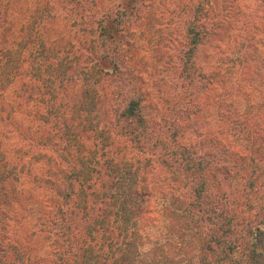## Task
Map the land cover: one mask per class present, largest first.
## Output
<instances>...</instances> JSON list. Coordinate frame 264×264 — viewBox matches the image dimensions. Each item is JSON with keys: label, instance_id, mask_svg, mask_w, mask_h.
Wrapping results in <instances>:
<instances>
[{"label": "trees", "instance_id": "obj_1", "mask_svg": "<svg viewBox=\"0 0 264 264\" xmlns=\"http://www.w3.org/2000/svg\"><path fill=\"white\" fill-rule=\"evenodd\" d=\"M68 1L76 9L82 2ZM258 1L263 6L264 0ZM181 4L183 15L176 17L177 28L183 22L177 34V71L169 83L168 103L151 115L138 69L122 45L127 30L140 19L144 0H120L116 11L87 13L83 18L84 75L92 81L78 105L69 109L66 96H58L59 85L69 81L67 72L73 79L78 66L52 60L49 47L39 49L40 59L30 58L34 49H20V41L34 40L40 22L30 15L21 28L17 0H0V141L10 150L0 152V264H138L144 253L133 222L149 207L155 179L176 184L189 214H184L187 223L196 220L202 228L207 226L200 246L206 263L264 264V216L260 219L262 211L255 201L260 166L254 145L252 166L241 178L244 187L235 203L218 178L217 170L226 175L229 171L216 169L201 148L181 142L183 125L198 112L197 98L214 86L203 57L223 27L230 25L235 0ZM187 14L190 19H183ZM209 18H214L210 24ZM245 42L258 51L256 39ZM25 56L26 61L21 60ZM238 58L243 62L245 56ZM244 68L239 67V84ZM248 71L259 83L258 65ZM227 121L238 148L244 140L242 125ZM25 147L29 149L23 158L14 153ZM36 151L44 156L37 158ZM34 168L53 190H62L57 200L45 196L49 206L39 212V231L33 233L50 241L48 259L30 253L29 242L21 241L10 226L16 190L22 187L21 197L27 193ZM174 193L177 196L178 191ZM243 219L248 228L235 232ZM247 256L249 263L244 261Z\"/></svg>", "mask_w": 264, "mask_h": 264}, {"label": "rangeland", "instance_id": "obj_2", "mask_svg": "<svg viewBox=\"0 0 264 264\" xmlns=\"http://www.w3.org/2000/svg\"><path fill=\"white\" fill-rule=\"evenodd\" d=\"M182 1L187 3L188 0H144L138 23L127 30L128 37L122 43L128 50L127 56L132 66L138 69L137 75L147 95V111L151 115L155 114V109L168 103L167 92L171 90L169 83L177 71L176 55L180 45L177 34L178 31L181 33L183 22L177 28L176 17L177 14L183 15ZM119 2L120 0H82L80 7L76 9L68 0H17L22 17L19 22L21 28V21L29 22L30 15L40 22L36 38L28 40L22 37L20 49L32 47L35 52L30 58L40 59L39 49L49 47L52 60L78 66L74 78L70 80L72 74L67 72L65 80L69 81L59 85L58 96H66L64 103L68 109L78 105L85 89L90 85L88 80L92 81V78L84 75L87 73L84 70L87 56L83 42L86 25L82 20L87 13L99 16L104 12L116 11ZM262 5L258 0H235L236 11L231 16L232 21L228 22L230 25L223 27L213 45L206 49V57H203V61L208 63L207 73L214 86L197 98L198 112L183 125L184 137L181 141L182 144L201 148L216 163V169L229 171L226 175L217 170L218 178L225 185L228 195L233 193L235 203V196L244 187L241 178L252 166L250 157L254 145L255 160L260 166L257 179L259 193L255 199L259 211H262L260 219L264 216V4ZM190 17L187 14L183 19ZM213 20L214 18H209V24ZM46 25H49L47 30L44 29ZM45 35L47 41L44 39ZM248 38L257 40V52L245 42ZM127 42L130 43L129 46H126ZM242 55L245 56L243 62L238 60ZM26 57L21 60L26 61ZM254 64L259 67V83L253 82V73L248 71ZM242 65L245 66V76L239 84V67ZM238 85L241 88L237 91ZM64 108L61 106L60 110L63 111ZM227 118L238 120L242 125L244 140L242 146L238 144V148L230 134L231 126ZM96 125L98 124L94 123ZM28 149L25 147L14 153L23 158ZM5 151L10 150L0 141V152ZM11 155L13 156V152ZM35 156L41 158L44 155L36 151ZM237 159L241 162L237 163ZM31 173V183L25 188L27 193L24 192L21 197L22 187L16 190L15 201L9 210V217H12L10 226L15 229L12 233H17L21 241L26 239L29 242V247L33 248L30 253L35 257L48 259L47 255L52 252L50 241L44 234L37 237L33 233L39 231V212L49 206L45 203V196L57 200L62 190L60 187L59 190H53V186L45 182L46 177L38 174V169L34 168ZM154 183L157 185L155 190L148 193L149 207H145V212L133 222L139 229L136 237L141 245L140 251L144 253L138 264H209L200 249L203 231L207 226L202 228L196 220L186 222L184 214H189L178 196L181 192L172 180L163 182L155 179ZM140 185L143 187V184ZM158 189L160 192L157 193ZM176 191L178 194L174 196ZM139 206H143V203ZM246 223L247 219L240 221L235 232L246 229ZM11 237L13 240L18 239L12 235ZM262 244L264 245V240ZM262 250L264 251L263 247ZM244 261L249 263L250 256L245 257Z\"/></svg>", "mask_w": 264, "mask_h": 264}]
</instances>
